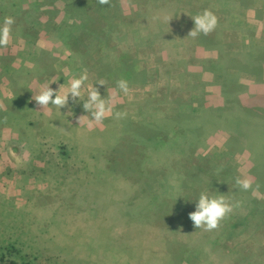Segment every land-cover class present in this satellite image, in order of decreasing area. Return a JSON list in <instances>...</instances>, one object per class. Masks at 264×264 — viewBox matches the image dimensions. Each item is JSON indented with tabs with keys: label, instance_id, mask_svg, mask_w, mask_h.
Wrapping results in <instances>:
<instances>
[{
	"label": "rangeland",
	"instance_id": "rangeland-1",
	"mask_svg": "<svg viewBox=\"0 0 264 264\" xmlns=\"http://www.w3.org/2000/svg\"><path fill=\"white\" fill-rule=\"evenodd\" d=\"M109 1L121 7L111 14L113 32L135 23L128 17L137 15L132 0ZM245 1L253 3L207 2V9L231 29H226L220 49L189 46L181 51L198 75L186 79L185 85L195 82L183 88L152 58L145 60L155 50L136 49L135 34L130 35L132 47L114 32L108 49L100 53L109 59L104 63L112 70L119 55L134 49L140 53L138 68L148 73L146 83L128 82L129 91L123 93L114 74L105 72L96 41L89 42L90 58L82 61L58 39L66 35L65 25L92 14L93 4L79 1V12L72 6L68 14V0H0V22L6 16L15 20L9 45L0 47V264H264V164L253 159L230 121L236 111L220 127L206 130L202 144L194 146L186 138L180 148L162 147L156 155L122 159L133 152L130 138H144L153 109L173 114L191 113L200 104L228 108L234 102L225 101L228 77L241 87L233 95L242 104L264 94L261 59L258 75L236 71L243 58L233 64L230 59V51L244 55L264 47L262 36L256 42L243 40L239 6ZM258 1L264 25V0ZM96 5L105 10L106 3L96 0ZM80 74L88 76L80 99L70 98L61 109L35 101L41 86L51 83L58 90L63 84L62 91H67L69 81ZM93 85L111 108L101 122L83 108ZM164 94L168 103L161 104ZM116 112L125 115L117 118ZM128 159L136 166L142 163L136 170L134 164L126 165ZM245 178L251 181L248 190L237 184ZM202 191L239 201L211 231L196 228L189 218Z\"/></svg>",
	"mask_w": 264,
	"mask_h": 264
},
{
	"label": "trees",
	"instance_id": "trees-1",
	"mask_svg": "<svg viewBox=\"0 0 264 264\" xmlns=\"http://www.w3.org/2000/svg\"><path fill=\"white\" fill-rule=\"evenodd\" d=\"M54 1L51 0V2ZM79 1L82 0H68V14H71L69 7L72 6L79 12ZM84 1H87L88 4H93L94 9L91 8L92 14L87 12V15L84 17L85 19L82 16L77 17L80 19V23H72L71 26L65 25L67 33L63 37L57 35L58 39L64 48L69 45L68 49L70 52L79 55L82 61L90 58L89 42L96 41V45L98 46L96 51L99 53L98 58L103 61L102 66L106 68L105 72L114 74L113 79L115 81H118L122 77L129 83L144 84L146 83L148 73L146 69L138 68L140 53L134 49H131L132 51L129 50L130 53L128 55L126 53L119 55L117 62L114 65L112 64V70H110L108 63H104V61L107 62L106 59L108 57H104L100 53L102 49H108L106 46L110 44H107V41L114 32L118 34V40L128 39L129 45L132 43L131 40L134 39L130 38V35L133 33L137 39V43L134 44L136 49L138 47H151L150 49L153 50L149 51L155 50V55L149 53L146 56L150 55V57L145 60L152 58L157 67H163L164 74L169 79L177 78L182 83L183 88L194 83V79L198 75L192 73V64L187 62L182 56L181 51L189 46H192V48L197 47L201 50L220 49L224 45L222 41L224 40L226 29H231L226 22L225 24L223 20L218 19L216 28L207 35L201 33L197 36H192L190 34L194 28L192 17L207 9V2L212 0H132L134 5H136L137 15L134 16L135 13H131L128 17H131L130 22L133 18L136 19L135 23L132 25L123 24V26L117 27L113 32L116 25L112 22L111 14H113L114 10H120L119 8L121 7H118L115 2L107 0L106 5H104L105 10L103 11L96 5V0ZM214 2L218 3L217 5L220 4L219 0H214ZM225 14L228 15V12ZM229 54L231 55L232 64L234 61H238L239 57L243 58V62L242 60L240 62L241 67H235L236 71H248L254 75H256L255 73L258 75L259 72L257 70L261 67L258 63L259 60L261 59L260 63L264 64V47L261 49H251L249 52L245 51L244 55L243 51L241 53L230 51ZM192 77H194L193 81L185 85L184 81ZM223 77L226 81L228 76L226 77L224 74ZM230 78L228 77L229 80L223 86V89L229 92L225 97L226 103L229 104L234 101L230 107L214 109L200 104L196 111L191 110V113L188 110H179L173 114L170 111L159 114L158 109H153L150 115L152 119L151 123L145 126L147 130L144 131V138L137 136L132 139L128 136L134 149L132 154L124 156L122 159H127L132 155L133 157L144 155L143 157L146 158L152 154L156 155L162 147H166L167 150L173 146L180 148L183 145L181 141H185L186 138L193 145L202 144L207 134L206 130H212L216 125L220 127V123L227 121L226 117H229L230 112L236 111L237 116L234 120L231 117L230 121L237 126V132L243 136L245 146L250 150L253 159H256L258 163L264 164V94L249 97L245 102L246 104H242L241 100L234 96L237 95V92L242 91L241 87L238 86L235 79L230 80ZM165 91L170 92L166 87ZM230 97H233L234 100L230 99ZM167 99L168 97H165L164 94L163 100L160 103H168ZM176 100H170V102H175ZM151 101V99L148 100L149 104H152ZM17 110L18 116L23 119L24 114L21 111L22 109L17 108ZM226 111L227 113L224 115ZM255 113L261 116L254 115ZM181 116L184 117L183 121L180 119ZM115 151L116 149L112 153ZM112 153L111 156H114ZM112 161L114 160L112 159ZM106 163L111 162L106 160ZM130 163L134 164L137 170L142 161L136 166V162H131L128 159L126 165H130ZM123 165L126 166L124 163ZM106 166L111 168L108 164Z\"/></svg>",
	"mask_w": 264,
	"mask_h": 264
},
{
	"label": "clouds",
	"instance_id": "clouds-1",
	"mask_svg": "<svg viewBox=\"0 0 264 264\" xmlns=\"http://www.w3.org/2000/svg\"><path fill=\"white\" fill-rule=\"evenodd\" d=\"M101 4L107 0H99ZM194 28L190 32L192 36L199 34L207 35L212 32L218 23L216 14L208 9L192 17ZM15 20L12 16H6L0 22V47H6L10 43L12 36V26ZM88 80L87 74H80L73 77L68 84L67 91H62V85L57 89L50 87V84L41 86L38 94L35 96V101L38 105L45 107L51 104L59 109L68 104L69 99H80L82 90L85 87V82ZM53 83V82H52ZM103 85V81L99 83ZM116 87L123 93L129 91L128 81L120 79L116 82ZM83 108L86 113H90L91 117L96 122H101L111 110L109 101H107L99 93L94 85L87 91V99L83 102ZM117 118H122L125 113L116 112ZM237 184L243 190H248L251 186V181L247 178L237 180ZM195 210L189 213L190 220L196 228H202L206 231L216 229L221 220H223L234 208L239 206V201L234 196L229 197L218 192L202 191L195 200Z\"/></svg>",
	"mask_w": 264,
	"mask_h": 264
},
{
	"label": "crops",
	"instance_id": "crops-1",
	"mask_svg": "<svg viewBox=\"0 0 264 264\" xmlns=\"http://www.w3.org/2000/svg\"><path fill=\"white\" fill-rule=\"evenodd\" d=\"M246 1L243 3L240 7V15H243V23L241 28H243V33L245 34L243 37L246 42L249 43V41H257L258 37L262 36L264 37V25L261 22V18H259V14L257 12L258 6H260V3L258 0H253L252 4H245ZM226 13L227 10H224ZM251 14L249 15V13ZM227 15V14H226ZM227 17V16H226ZM238 18V17H237ZM230 23H232V20H230ZM227 45V44H226Z\"/></svg>",
	"mask_w": 264,
	"mask_h": 264
}]
</instances>
